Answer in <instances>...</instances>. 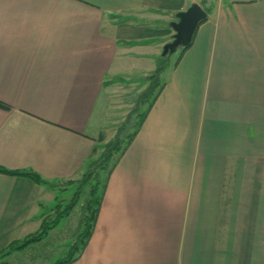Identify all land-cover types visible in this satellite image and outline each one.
Wrapping results in <instances>:
<instances>
[{"label":"crops","instance_id":"crops-1","mask_svg":"<svg viewBox=\"0 0 264 264\" xmlns=\"http://www.w3.org/2000/svg\"><path fill=\"white\" fill-rule=\"evenodd\" d=\"M202 1L70 264H264V0ZM187 2L0 0V166L68 183L96 167L105 101L151 35L132 27ZM41 183L0 172V251L49 215L30 206Z\"/></svg>","mask_w":264,"mask_h":264},{"label":"rangeland","instance_id":"rangeland-1","mask_svg":"<svg viewBox=\"0 0 264 264\" xmlns=\"http://www.w3.org/2000/svg\"><path fill=\"white\" fill-rule=\"evenodd\" d=\"M183 1H188L186 8L193 3L192 0ZM174 6L176 5L164 8L170 11V13L164 12V16L162 15L163 17L160 21H152L148 24L139 22L131 29L135 30V35L140 31L145 32L146 36H148L149 33L151 35H149V40L146 42V47L134 49L130 54L132 58L126 59L125 62L127 63L124 72L117 74L119 80L115 84L116 89H114V91H116L110 94L108 101H105L104 109H107L103 115L105 117L103 129L107 137L105 140L98 142L101 144L99 147L100 153L101 151L104 152L107 146H112L111 143L113 141L114 144H120L118 142L119 140L121 141V145L118 149L114 151L112 149L107 168L98 169V171H92V173L87 171L81 179H77L74 183L63 182L62 180L56 179L43 181L39 192H37V190L34 191V194L38 196L36 195V201H31L32 205L30 206L33 209V206L36 205L35 202H42L43 206L40 207L39 214L40 212H44L45 215L49 214L44 217V219L49 221L46 222V224H52L53 220L58 217L57 209L59 204V209L63 210L65 207H68V203L71 200L76 198L75 205L69 210L67 209V213L63 210L62 214H64V216L61 217L59 223L51 227L48 234H46L41 241H32L25 249L14 252L7 258V264H54V261L58 257L68 252V249L72 246L71 244L76 240L77 235L81 231H84V217L89 211V209H87L88 207H86V202L92 190L96 188L94 190L97 192L96 197L102 195L103 178L105 177L108 166L118 158L120 148L124 147L131 134L135 132V129L143 120L142 115L148 109L151 98L148 97L144 99L141 95L148 88L151 75L155 74L157 69L160 71L159 84L161 86L165 77H170L169 79H172L174 76L172 75L174 72L173 69L182 52V48L180 47L173 52L163 54L165 43H162V38L165 36H162V34H165V28L167 27L172 30L173 27L171 23L178 18L177 12L179 11L175 9V12L173 10ZM173 17L175 19H173ZM172 38H170L169 41H172ZM132 39L134 40L133 36ZM136 39L137 41L140 40L138 37ZM143 52H147V55H144V58H140L143 57ZM138 55L140 56L138 57ZM145 58H147V60ZM130 64H133L131 68L128 67ZM105 153H102L103 155L101 154L102 156L96 159V165L98 167L100 165L97 161L99 160L101 161L100 163H102L106 157ZM25 225L27 226L25 229H27L29 233H34L41 229V226L38 227L35 222H27ZM18 228L23 229V225L18 226ZM18 228L16 229L15 227V230L21 231ZM13 233V231L10 232L13 240L21 239L29 234Z\"/></svg>","mask_w":264,"mask_h":264},{"label":"trees","instance_id":"trees-1","mask_svg":"<svg viewBox=\"0 0 264 264\" xmlns=\"http://www.w3.org/2000/svg\"><path fill=\"white\" fill-rule=\"evenodd\" d=\"M203 4L206 3V0L202 1ZM210 7L206 6V10L207 12H209ZM160 71L157 69L155 71V74L151 75L150 80H149V86L148 88L142 93V98L147 99L148 97L151 98V101L148 105V109L146 110V112H144V114L142 116H145V114L147 113V111L151 108L152 103L155 101V99L157 98V94L159 93L160 89H161V85L160 83ZM159 88V89H158ZM157 90V91H156ZM0 107H4V108H8L10 109V105L6 102H4L3 100L0 99ZM135 133V132H134ZM131 134L130 138L128 141H130V139L135 135V134ZM127 141V142H128ZM112 146H107V152L106 150L104 152H102L103 154L105 153V159L103 160L102 163H100L101 161L98 162V164L100 165L99 167L96 165V167H93L92 169L88 170L89 173H92V171L96 172L98 171V169H106L107 168V163H108V159H110V154L112 153V149L113 151L118 149L120 147L119 144H114V141L111 143ZM126 147V145L123 147V149ZM110 148V149H109ZM122 152V148L121 150H119V154ZM102 154V155H103ZM118 154V155H119ZM100 155V156H102ZM119 157V156H118ZM117 160V158H116ZM116 160L113 162L115 163ZM111 166V165H110ZM108 166V170L111 171V168ZM0 172H5L8 174H29L31 175L35 180H37L38 182H43L45 181V179H43V177L40 175V173L33 171V170H21V169H11L8 168L6 166H0ZM107 179L106 177L104 178V183H103V188L102 190L105 188L106 184H107ZM96 189V188H95ZM95 189L92 190L91 195L89 196L88 200H87V204L86 207H88L87 209H89L87 215H85L84 217V231H81L78 235L76 240L73 242V244H71L72 246L68 249V252H66L65 255L58 257L55 261L54 264H70L72 263V261H74L75 259H77V257L82 253L83 248L86 246V244L88 243L89 237L92 234L93 230H94V223L96 221V218L98 216V210L100 208L101 205V199H102V195H103V191H102V195H98L96 197V191H94ZM75 199L71 200L68 203V207H65L64 212H68V210L70 208H72L75 204ZM60 204L58 205V209H57V213H58V217L53 220V223L48 225L46 224L47 221L46 219H44L42 221L41 224V229L38 230L37 232L34 233H29L27 235H25L23 238L18 239V240H12V242L7 246L6 249L0 251V264H7L8 260L7 258L9 256H11L14 252H18V250H23L25 249L30 242L32 241H41V239L48 234V232L50 231L51 227L53 225H56L57 223H59L61 217L64 216L63 210L59 209ZM68 209V210H67Z\"/></svg>","mask_w":264,"mask_h":264},{"label":"water","instance_id":"water-1","mask_svg":"<svg viewBox=\"0 0 264 264\" xmlns=\"http://www.w3.org/2000/svg\"><path fill=\"white\" fill-rule=\"evenodd\" d=\"M208 12L198 2L192 3L183 11L177 12V20L172 21L171 25L174 29L172 33V41L164 44V53L167 54L178 49L184 48L192 41L193 34L199 23L206 19Z\"/></svg>","mask_w":264,"mask_h":264}]
</instances>
